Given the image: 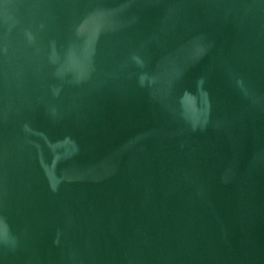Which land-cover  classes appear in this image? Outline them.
<instances>
[{"label":"water","instance_id":"95a60500","mask_svg":"<svg viewBox=\"0 0 264 264\" xmlns=\"http://www.w3.org/2000/svg\"><path fill=\"white\" fill-rule=\"evenodd\" d=\"M0 264H264V0H0Z\"/></svg>","mask_w":264,"mask_h":264}]
</instances>
